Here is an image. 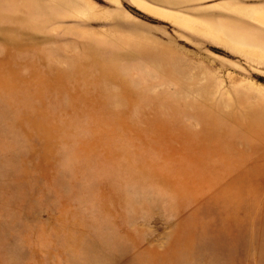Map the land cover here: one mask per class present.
Wrapping results in <instances>:
<instances>
[{
  "label": "rangeland",
  "instance_id": "374dc122",
  "mask_svg": "<svg viewBox=\"0 0 264 264\" xmlns=\"http://www.w3.org/2000/svg\"><path fill=\"white\" fill-rule=\"evenodd\" d=\"M0 264H264V0H0Z\"/></svg>",
  "mask_w": 264,
  "mask_h": 264
}]
</instances>
